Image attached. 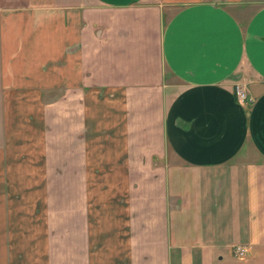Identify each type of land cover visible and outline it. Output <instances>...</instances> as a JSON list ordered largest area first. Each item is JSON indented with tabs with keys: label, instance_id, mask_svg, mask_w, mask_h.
I'll list each match as a JSON object with an SVG mask.
<instances>
[{
	"label": "crops",
	"instance_id": "0c3cea01",
	"mask_svg": "<svg viewBox=\"0 0 264 264\" xmlns=\"http://www.w3.org/2000/svg\"><path fill=\"white\" fill-rule=\"evenodd\" d=\"M0 264H264V0H0Z\"/></svg>",
	"mask_w": 264,
	"mask_h": 264
},
{
	"label": "built area",
	"instance_id": "2783aa9c",
	"mask_svg": "<svg viewBox=\"0 0 264 264\" xmlns=\"http://www.w3.org/2000/svg\"><path fill=\"white\" fill-rule=\"evenodd\" d=\"M234 93L239 102H254V99L249 95L247 87L241 83H236L234 85ZM234 256L238 259L245 258V249L243 247H236Z\"/></svg>",
	"mask_w": 264,
	"mask_h": 264
}]
</instances>
